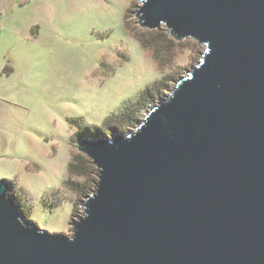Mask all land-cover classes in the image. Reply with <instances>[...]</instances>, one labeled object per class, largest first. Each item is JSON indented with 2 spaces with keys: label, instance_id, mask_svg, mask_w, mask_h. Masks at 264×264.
<instances>
[{
  "label": "water",
  "instance_id": "95a60500",
  "mask_svg": "<svg viewBox=\"0 0 264 264\" xmlns=\"http://www.w3.org/2000/svg\"><path fill=\"white\" fill-rule=\"evenodd\" d=\"M139 1L200 60L135 129L78 140L97 179L70 236L0 179V264H264V0Z\"/></svg>",
  "mask_w": 264,
  "mask_h": 264
},
{
  "label": "rangeland",
  "instance_id": "374dc122",
  "mask_svg": "<svg viewBox=\"0 0 264 264\" xmlns=\"http://www.w3.org/2000/svg\"><path fill=\"white\" fill-rule=\"evenodd\" d=\"M139 5V0H0V179L9 180L21 213L49 232L70 236L71 221L81 214L85 196L63 185L72 156L82 155L78 140L111 137L104 119L112 115L110 122L125 123L117 131L135 129L204 52L203 45L181 40L161 53L159 64L132 33L148 30L137 23ZM163 78L161 98L129 122L126 111ZM78 117L80 122L70 120ZM73 180L80 184L84 178Z\"/></svg>",
  "mask_w": 264,
  "mask_h": 264
},
{
  "label": "trees",
  "instance_id": "16d2710c",
  "mask_svg": "<svg viewBox=\"0 0 264 264\" xmlns=\"http://www.w3.org/2000/svg\"><path fill=\"white\" fill-rule=\"evenodd\" d=\"M127 17L128 15L126 13L123 18L125 22ZM132 33L136 36L137 40L140 42L143 48H151L153 50V57L159 64L163 61V56L161 55V53L167 54L171 52L173 48L177 46V44L181 43V41H175L174 39L169 37L163 28L152 31L144 30L143 33H136L132 31ZM9 72L10 70L8 69L7 73ZM164 79L165 78L155 81L151 86H147L145 90L140 93L139 98L135 103V109L132 112L127 110L124 114L127 116V120L129 122L137 120V117L140 115V111L146 108L147 104L161 98L162 87L165 85ZM112 117H114V115L108 116L106 119H104L105 130H123V125H125V123L122 124L110 122V119ZM70 120L80 122L81 118H70ZM93 127L95 129H99V127H97L96 125ZM86 136H90V133H86ZM94 174H96L95 167L85 157L76 154L72 156L71 161L67 164V178L63 181V185L75 191L78 195L86 196L87 193L91 190V183L93 181L95 182ZM75 178H84V180L82 183L78 184L73 180Z\"/></svg>",
  "mask_w": 264,
  "mask_h": 264
}]
</instances>
